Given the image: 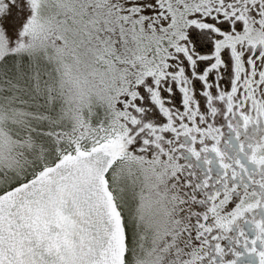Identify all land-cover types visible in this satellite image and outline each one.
<instances>
[{
  "label": "snow or ice",
  "instance_id": "6c2138e0",
  "mask_svg": "<svg viewBox=\"0 0 264 264\" xmlns=\"http://www.w3.org/2000/svg\"><path fill=\"white\" fill-rule=\"evenodd\" d=\"M0 264H264V0H0Z\"/></svg>",
  "mask_w": 264,
  "mask_h": 264
}]
</instances>
